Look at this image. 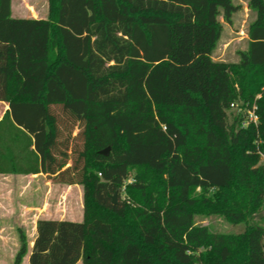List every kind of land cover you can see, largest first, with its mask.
I'll use <instances>...</instances> for the list:
<instances>
[{
	"label": "trees",
	"instance_id": "16d2710c",
	"mask_svg": "<svg viewBox=\"0 0 264 264\" xmlns=\"http://www.w3.org/2000/svg\"><path fill=\"white\" fill-rule=\"evenodd\" d=\"M248 4L230 65L212 55L233 0H48L44 19L0 0V175L83 188V220H39L29 264H264V0ZM213 215L245 231L196 224ZM27 254L20 234L13 264Z\"/></svg>",
	"mask_w": 264,
	"mask_h": 264
},
{
	"label": "rangeland",
	"instance_id": "374dc122",
	"mask_svg": "<svg viewBox=\"0 0 264 264\" xmlns=\"http://www.w3.org/2000/svg\"><path fill=\"white\" fill-rule=\"evenodd\" d=\"M233 2L239 6V10L233 16L231 24L223 22V33L212 58L215 62L237 65L240 53L248 49V29L256 20L257 14L249 7V0ZM47 9L48 0H12L13 17H46ZM259 97L260 95L256 96ZM241 104L242 102L239 104L242 107ZM236 112L239 113L238 110ZM76 133L77 130L74 135ZM73 186L55 182L46 175H0V264L14 263L20 248V234L24 235L28 243V254L23 258L22 264H29L28 256L39 220H83V188L80 185ZM125 198L123 196V200ZM195 221L197 225L206 226L210 231L220 234L239 235L246 228L243 223L233 224L215 215L197 216ZM253 221L264 226V209Z\"/></svg>",
	"mask_w": 264,
	"mask_h": 264
},
{
	"label": "built area",
	"instance_id": "2783aa9c",
	"mask_svg": "<svg viewBox=\"0 0 264 264\" xmlns=\"http://www.w3.org/2000/svg\"><path fill=\"white\" fill-rule=\"evenodd\" d=\"M231 108L238 110L239 112H242L246 114L247 118L245 120L244 126H248L250 123H254L255 125L258 122V117L255 114L256 107L253 106L252 109L245 110L243 107H241L238 103H234L231 105Z\"/></svg>",
	"mask_w": 264,
	"mask_h": 264
},
{
	"label": "crops",
	"instance_id": "0c3cea01",
	"mask_svg": "<svg viewBox=\"0 0 264 264\" xmlns=\"http://www.w3.org/2000/svg\"><path fill=\"white\" fill-rule=\"evenodd\" d=\"M12 17H13V12H12ZM14 18H25V19H30L32 17L30 16H20V17H14ZM46 18L45 16L44 17H39V18H33V19H44ZM8 105L6 103H2L0 102V120L2 119V117L4 116L5 112L8 110ZM40 175H43V174H36V175H24V176H31V177H37V176H40ZM5 176H9V175H5ZM69 187V186H68ZM73 187H78V186H73ZM75 222V221H74ZM81 222V221H80ZM29 258V256H28ZM80 263V262H79ZM78 264V263H77Z\"/></svg>",
	"mask_w": 264,
	"mask_h": 264
},
{
	"label": "water",
	"instance_id": "95a60500",
	"mask_svg": "<svg viewBox=\"0 0 264 264\" xmlns=\"http://www.w3.org/2000/svg\"><path fill=\"white\" fill-rule=\"evenodd\" d=\"M109 151H110V148H107L103 151H100V154L104 155V156H108L109 155ZM117 196H118V193L115 194V196L113 197V200L114 202L116 203V200H117Z\"/></svg>",
	"mask_w": 264,
	"mask_h": 264
}]
</instances>
